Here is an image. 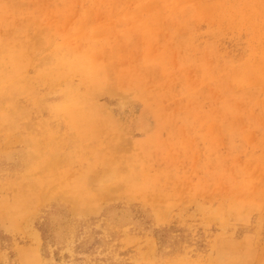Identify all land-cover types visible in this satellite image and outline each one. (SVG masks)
<instances>
[{"label": "rangeland", "instance_id": "1", "mask_svg": "<svg viewBox=\"0 0 264 264\" xmlns=\"http://www.w3.org/2000/svg\"><path fill=\"white\" fill-rule=\"evenodd\" d=\"M0 264H264V0H0Z\"/></svg>", "mask_w": 264, "mask_h": 264}]
</instances>
